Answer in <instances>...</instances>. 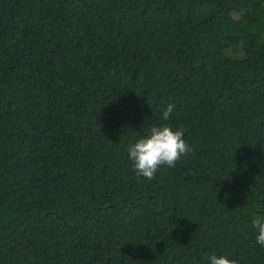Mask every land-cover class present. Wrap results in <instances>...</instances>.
I'll use <instances>...</instances> for the list:
<instances>
[{"label":"trees","instance_id":"1","mask_svg":"<svg viewBox=\"0 0 264 264\" xmlns=\"http://www.w3.org/2000/svg\"><path fill=\"white\" fill-rule=\"evenodd\" d=\"M258 218L264 0H0V264H264Z\"/></svg>","mask_w":264,"mask_h":264},{"label":"clouds","instance_id":"2","mask_svg":"<svg viewBox=\"0 0 264 264\" xmlns=\"http://www.w3.org/2000/svg\"><path fill=\"white\" fill-rule=\"evenodd\" d=\"M173 110L174 105L168 104L163 112V120L167 121ZM183 137V127L178 130L167 124L152 127L149 135L140 138L128 149L136 175L152 180L161 166L175 167L182 156H187L193 151L192 146ZM253 227L258 233L256 242L264 247V218L254 219ZM210 260L211 264H238V261L225 255H212Z\"/></svg>","mask_w":264,"mask_h":264}]
</instances>
